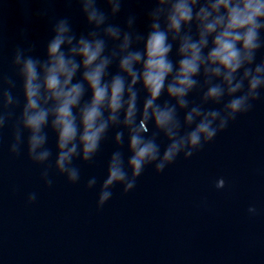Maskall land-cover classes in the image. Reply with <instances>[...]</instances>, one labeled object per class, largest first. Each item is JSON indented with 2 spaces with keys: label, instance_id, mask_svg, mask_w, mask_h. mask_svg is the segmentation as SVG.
Listing matches in <instances>:
<instances>
[{
  "label": "clouds",
  "instance_id": "1",
  "mask_svg": "<svg viewBox=\"0 0 264 264\" xmlns=\"http://www.w3.org/2000/svg\"><path fill=\"white\" fill-rule=\"evenodd\" d=\"M149 2L137 12L129 0H64L78 6L83 30L42 9L49 37L38 43L22 28L8 57L0 14V144L8 130V154H26L51 189L55 175L78 184L76 161L93 164L112 133L98 209L117 185L133 191L146 169L192 158L264 103V0ZM97 183L91 176L85 188ZM225 187L218 177L215 188ZM247 212L260 214L255 204Z\"/></svg>",
  "mask_w": 264,
  "mask_h": 264
},
{
  "label": "water",
  "instance_id": "2",
  "mask_svg": "<svg viewBox=\"0 0 264 264\" xmlns=\"http://www.w3.org/2000/svg\"><path fill=\"white\" fill-rule=\"evenodd\" d=\"M150 6L149 0L126 5L137 12ZM42 9L48 17L70 15L75 30H83L78 6L69 9L64 0H0L5 57L22 28L38 43L49 37L48 17L37 15ZM17 94L22 101L19 87ZM3 136L0 264H264V103L257 102L192 158L181 156L161 174L146 169L133 191L125 194L117 185L101 209L97 194L115 147L112 133L93 164L76 161L78 184L55 175L51 189L26 154H8L10 132ZM49 147L55 152L52 134ZM91 176L98 183L88 190ZM218 177L226 180L222 190L215 188ZM30 192L38 193L33 204L26 202ZM251 204L259 215H249Z\"/></svg>",
  "mask_w": 264,
  "mask_h": 264
}]
</instances>
